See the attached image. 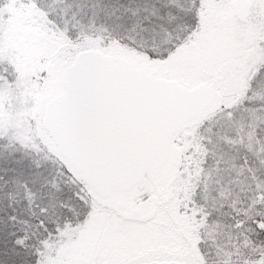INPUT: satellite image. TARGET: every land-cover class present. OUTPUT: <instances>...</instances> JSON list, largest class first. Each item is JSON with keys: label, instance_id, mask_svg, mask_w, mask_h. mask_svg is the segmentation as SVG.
<instances>
[{"label": "snow or ice", "instance_id": "obj_1", "mask_svg": "<svg viewBox=\"0 0 264 264\" xmlns=\"http://www.w3.org/2000/svg\"><path fill=\"white\" fill-rule=\"evenodd\" d=\"M0 264H264V0H0Z\"/></svg>", "mask_w": 264, "mask_h": 264}]
</instances>
